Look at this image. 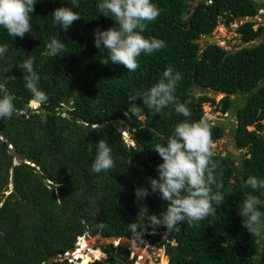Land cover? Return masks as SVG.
Here are the masks:
<instances>
[{"label": "trees", "instance_id": "obj_1", "mask_svg": "<svg viewBox=\"0 0 264 264\" xmlns=\"http://www.w3.org/2000/svg\"><path fill=\"white\" fill-rule=\"evenodd\" d=\"M77 2L79 7L73 10L81 19L67 31L54 23L52 12L71 7V0H38L32 32L23 38L13 39L0 27V45L8 46L0 69L10 68L5 74L0 71V79L15 76L7 87L17 108L11 119L0 121V264H74L55 257L74 248L79 236L82 244L81 235L131 237L127 225L136 221L138 211L134 190L149 187L148 179L158 177L156 165L162 163L153 147L166 143L185 117L171 105L153 115L139 99L135 103L142 115L126 117L124 113L129 96L148 90L169 66L182 75L175 95L179 102L190 101V119L207 117L205 102L225 113L236 108L232 145L240 150V161L233 167L228 150L215 152L222 171L219 191L224 195L216 215L191 226L181 223L179 232L169 233L164 226L153 231L146 225L140 246L177 244L166 264H264V235L253 237L238 215V205L252 193L245 187L247 178H264L262 5L255 0H152L161 14L147 24L143 35L163 40L166 47L141 54L140 67L128 72L94 46V29L115 26L113 19L99 13V0ZM246 16L251 19L235 28L243 43L240 47L198 42L219 23L229 26ZM52 38L65 43L58 56L47 54L46 44ZM27 56L35 58L38 86L48 96L37 110L32 109L31 94L18 67ZM209 90L222 95L216 100ZM68 102L71 107L65 106ZM210 121L215 141L224 126ZM101 139L112 149L115 168L94 174L90 169ZM17 156L29 162L16 161ZM143 203L157 216L167 208V202L155 193ZM100 247H93L97 258L93 255L94 259L81 263L133 264L127 245L105 242Z\"/></svg>", "mask_w": 264, "mask_h": 264}, {"label": "clouds", "instance_id": "obj_2", "mask_svg": "<svg viewBox=\"0 0 264 264\" xmlns=\"http://www.w3.org/2000/svg\"><path fill=\"white\" fill-rule=\"evenodd\" d=\"M38 0H0V27L13 39L23 38L32 32V13ZM263 6V5H262ZM79 7L77 0H71V7H58L52 12L54 23L67 31L74 22L81 19L74 8ZM97 9L100 14L113 19L114 25L101 31L94 29V46L105 50L113 64L124 66L128 72H135L139 67L138 58L141 54L151 55L166 47L163 40L155 37L146 38L143 33L147 24L156 20L161 10L152 0H99ZM236 21V20H235ZM234 21V22H235ZM65 43L52 38L47 44V54L58 56L65 50ZM8 51L6 44L0 45V58ZM34 57L27 56L20 64L25 87L31 94L33 105H43L48 96L38 86L40 75L34 69ZM4 74L10 68L0 69ZM15 80L14 75H4L0 79V121L11 119L17 112L14 98L7 84ZM182 80L179 72L169 66L162 73L157 83L148 90L129 96V107L124 115L127 117L142 115V108L137 99L152 111L153 115L168 106H174L177 114L185 117L178 122L167 138L166 143H158L153 149L162 158L156 165L158 177L148 179L149 187L137 186L134 190L137 205V219L127 225L131 233L130 240L134 245L143 244V233L146 225L155 231L164 226L171 232H179L181 223L189 226L217 214V208L223 204L224 195L220 188L222 171L214 159V142L212 140V124L210 118L192 120L190 101L179 102L175 95L177 85ZM115 168L112 149L101 139L96 143V155L91 164V172L99 174ZM245 187L252 193L246 194L238 205V215L242 217V226L256 238L264 235V178L250 175ZM159 194L167 202L166 211L159 216L150 214L143 203L151 194ZM143 221V223H141ZM100 227H105L100 224Z\"/></svg>", "mask_w": 264, "mask_h": 264}, {"label": "rangeland", "instance_id": "obj_3", "mask_svg": "<svg viewBox=\"0 0 264 264\" xmlns=\"http://www.w3.org/2000/svg\"><path fill=\"white\" fill-rule=\"evenodd\" d=\"M261 9L264 10V5L261 7ZM262 14H264V12H262ZM262 17L264 18V16ZM241 21L242 19H236V21L232 22L229 26H225L222 23H219L212 31V34L218 36V44L228 49L240 47L243 43L240 39L239 34L236 32L235 28ZM199 40H203V37H201ZM207 93L211 96H214L216 100H218L222 95L220 93H214L211 90L207 91ZM239 97H241V95H239ZM203 109L206 116L212 119L213 121L215 118L217 119L220 118L221 120H223L224 131L213 142H214V151L225 154L227 152V146L229 144H232V140L234 138L230 130V127L232 126V124L234 125L238 124L236 120V115L234 114L236 108H233L232 110H228L227 113H225L220 108L215 109L214 104H211L210 102H205L203 103ZM223 116H226V118H223ZM248 128H253V126L249 125ZM237 156L238 154L229 153V158L233 160L235 167L238 165L240 161V159ZM9 187H11V185H9ZM79 238L80 237L76 238L75 245L91 250L90 252H93V247H99L101 249L100 245L105 242H112V243L120 242L121 244L127 245L130 250L129 257L133 259V264H166L168 262L169 254L171 253L170 247L175 244V243L166 244V242H163V243H148L145 246H140V244L134 245L133 242L130 240V237L128 236H121L118 238H114V237L103 238L98 235L95 236L81 235V238L83 240L81 244L79 243Z\"/></svg>", "mask_w": 264, "mask_h": 264}, {"label": "water", "instance_id": "obj_4", "mask_svg": "<svg viewBox=\"0 0 264 264\" xmlns=\"http://www.w3.org/2000/svg\"><path fill=\"white\" fill-rule=\"evenodd\" d=\"M255 1L258 4L264 5V0H255ZM186 12H189V8L186 10ZM198 42L200 44H203L204 42H206V43H218V36H216V35H214L212 33L211 34H207V35L203 36V40H198ZM237 94L240 95V93H237ZM30 102H32V100H30ZM66 106L67 107H71V102L66 103ZM223 118H226V116H223ZM213 122L217 123V124H223V120H221L220 118H218V119L215 118ZM83 125H87V123L84 122ZM236 126L234 124H232V126L230 127V130H231L233 136L235 135ZM227 150L230 153H234V154H239V152H240V150L235 148L232 144H229L227 146ZM15 160L16 161H27L25 158H23L21 156H17ZM27 162H29V161H27ZM233 167H234V163H233ZM166 248H168V247H166ZM177 248H178L177 244H174L173 246L170 247V251L171 252H175L177 250Z\"/></svg>", "mask_w": 264, "mask_h": 264}, {"label": "built area", "instance_id": "obj_5", "mask_svg": "<svg viewBox=\"0 0 264 264\" xmlns=\"http://www.w3.org/2000/svg\"><path fill=\"white\" fill-rule=\"evenodd\" d=\"M210 1V0H209ZM261 11V12H260ZM259 12L262 13L264 12V10H262L261 8H259ZM254 18L256 19H259V21L261 20V17L259 15H254ZM245 19H251L250 16H246L244 18H242V21L245 20ZM241 21V22H242ZM256 27V25H255ZM32 106V109L33 110H37L38 108V105H31ZM66 106V104H65ZM26 110H22L21 112H24L25 113ZM64 114V113H63ZM121 132L123 133L124 136H127V131L124 130L123 128L121 129ZM80 237V236H79ZM79 248V246L75 245L74 248H70V249H67V250H64L62 252H58L56 254V257L55 259H59V260H66L68 262H73L74 264H82L81 263V258L78 257L77 255H75V251ZM133 257V256H132ZM43 264H48L46 262H43Z\"/></svg>", "mask_w": 264, "mask_h": 264}, {"label": "bare ground", "instance_id": "obj_6", "mask_svg": "<svg viewBox=\"0 0 264 264\" xmlns=\"http://www.w3.org/2000/svg\"><path fill=\"white\" fill-rule=\"evenodd\" d=\"M220 41V40H219ZM236 120H237V117H236ZM238 122V120H237ZM236 126V125H235ZM91 250H88V249H85L83 247H79L76 251H75V255H77L78 257L81 258V261H86L88 262L89 260H92L94 259V256L97 258L98 256L93 253V252H90Z\"/></svg>", "mask_w": 264, "mask_h": 264}]
</instances>
